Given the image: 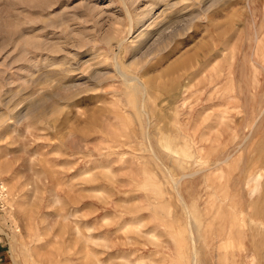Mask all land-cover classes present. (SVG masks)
<instances>
[{"label":"rangeland","instance_id":"1","mask_svg":"<svg viewBox=\"0 0 264 264\" xmlns=\"http://www.w3.org/2000/svg\"><path fill=\"white\" fill-rule=\"evenodd\" d=\"M0 264H264V0H0Z\"/></svg>","mask_w":264,"mask_h":264},{"label":"bare ground","instance_id":"2","mask_svg":"<svg viewBox=\"0 0 264 264\" xmlns=\"http://www.w3.org/2000/svg\"><path fill=\"white\" fill-rule=\"evenodd\" d=\"M162 30V29H161ZM170 173V172H169ZM261 174L260 175H256V176H254L253 177V179L252 180H254V181H258L260 178H261ZM252 177V176H251ZM176 187V186H175ZM209 226V225H208ZM224 243V242H223ZM222 247V246H221Z\"/></svg>","mask_w":264,"mask_h":264}]
</instances>
